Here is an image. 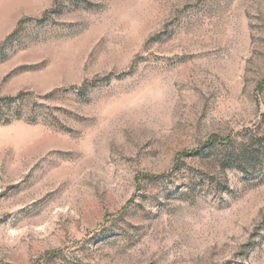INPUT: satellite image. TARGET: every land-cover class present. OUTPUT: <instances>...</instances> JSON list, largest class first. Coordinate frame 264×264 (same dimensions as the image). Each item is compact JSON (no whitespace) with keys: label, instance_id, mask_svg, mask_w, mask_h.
Segmentation results:
<instances>
[{"label":"rangeland","instance_id":"374dc122","mask_svg":"<svg viewBox=\"0 0 264 264\" xmlns=\"http://www.w3.org/2000/svg\"><path fill=\"white\" fill-rule=\"evenodd\" d=\"M0 99V264H264V0H0Z\"/></svg>","mask_w":264,"mask_h":264},{"label":"trees","instance_id":"16d2710c","mask_svg":"<svg viewBox=\"0 0 264 264\" xmlns=\"http://www.w3.org/2000/svg\"><path fill=\"white\" fill-rule=\"evenodd\" d=\"M2 99H0V102H2L1 101ZM7 100L9 101V100H13V98H7ZM1 115H3V114H1V104H0V117H1ZM1 119V118H0Z\"/></svg>","mask_w":264,"mask_h":264}]
</instances>
